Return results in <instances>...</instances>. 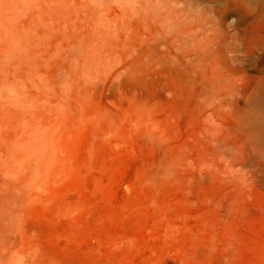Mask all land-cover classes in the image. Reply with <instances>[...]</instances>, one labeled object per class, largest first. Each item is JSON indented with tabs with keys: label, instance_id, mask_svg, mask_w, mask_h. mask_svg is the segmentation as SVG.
Segmentation results:
<instances>
[{
	"label": "rangeland",
	"instance_id": "1",
	"mask_svg": "<svg viewBox=\"0 0 264 264\" xmlns=\"http://www.w3.org/2000/svg\"><path fill=\"white\" fill-rule=\"evenodd\" d=\"M0 264H264V0H0Z\"/></svg>",
	"mask_w": 264,
	"mask_h": 264
}]
</instances>
